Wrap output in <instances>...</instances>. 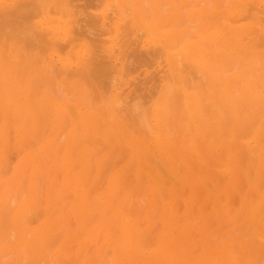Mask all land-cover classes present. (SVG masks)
<instances>
[{
    "label": "bare ground",
    "instance_id": "6f19581e",
    "mask_svg": "<svg viewBox=\"0 0 264 264\" xmlns=\"http://www.w3.org/2000/svg\"><path fill=\"white\" fill-rule=\"evenodd\" d=\"M26 254L264 264V0H0V264Z\"/></svg>",
    "mask_w": 264,
    "mask_h": 264
},
{
    "label": "rangeland",
    "instance_id": "374dc122",
    "mask_svg": "<svg viewBox=\"0 0 264 264\" xmlns=\"http://www.w3.org/2000/svg\"><path fill=\"white\" fill-rule=\"evenodd\" d=\"M20 136H21V135H20ZM8 150H9V142L6 143V144L4 145V151H5L7 154H8ZM45 170H46V168H45ZM51 171H52V170L50 169V171H48V172H49L48 174H50V177H53V178H50V177H48V178H50V180L53 181V180H54V177L57 176L58 178H56V179H59V181L61 182V179H62V178H61V174H60V172L57 171V172H59V174H58V173H55V175H54V172H56V171H53L52 173H50ZM46 173H47V170H46ZM46 173L44 172V173H42V174L45 175ZM57 174H58V175H57ZM46 178H47V177H46ZM96 178H97V177H95L94 179H96ZM42 179H43V178H42ZM47 180H48V179H47ZM57 182H58V180H57ZM43 188H44V187H43ZM43 188H42V189H43ZM42 189H40V190H42ZM43 191H44V189H43ZM41 193H42V191H41ZM134 199H135V197H134ZM135 200H136V199H135ZM132 201H133V200H132ZM132 201H130V202L132 203ZM137 201H138V200H137ZM133 203H134V201H133ZM133 203H132L130 206H132ZM135 204H137L136 201H135L134 206H133V208H135V211H133L134 209H133V210H130V211H131L130 213H132V215L135 214V212L137 211V207H138V206L136 207ZM138 204H139V202H138ZM138 204H137V205H138ZM138 208H139V207H138ZM130 209H131V208H130ZM136 213H138V212H136ZM41 214L43 215L44 213H41ZM41 214H40V215H41ZM35 215H36V214H35ZM40 215H39V216H40ZM39 216H38V217H39ZM36 217H37V216H36ZM36 217H35V218H36ZM38 217H37V218H38ZM45 219H46V215H44V216H40L39 219H37V221H35L37 224L33 222L34 224H32V225H35V226H36V225H39V223L41 224ZM30 220H31V219H30ZM31 222H32V220H31ZM53 223H55V222H53ZM53 223H52V224H53ZM72 224H73V223H72ZM72 224H71V225H72ZM219 224H221V223H219ZM225 224H226V222L222 223V225H224V226H225ZM210 225H211V224L209 223V226H208L209 231L218 230V233H217V234H219V232H220V231H219V228H220L221 225L218 226V223H215V224H213V225H211V226H210ZM226 225H227V224H226ZM216 226H218V228H216ZM224 226H221V227H223V228H220V230L222 231L221 234H225V233H227L228 231H230V226H229V225H227V227H226V226L224 227ZM228 226H229V227H228ZM37 227H38V226H37ZM66 227H68V226H66ZM72 227H74V230H75V229H76V230L78 229V227H77V225H76L75 223H74V226H72ZM72 227L70 226V228H72ZM50 228H52V227H50ZM72 229H73V228H72ZM159 230H160V229H159ZM219 235H220V234H219ZM236 235H237V234H236ZM217 236H218V235H217ZM74 237H76V236H74ZM74 237H71V238H74ZM78 237H79V236H78ZM78 237H76L77 240H75L76 238H74V240H75V243H74L75 246H74V245L72 246V245L69 244V243L72 244V241H73V240L71 241V238H68V239H66V238H64V237L62 238V239H65V240H66V244H69V246L71 247V248H69V250L72 252V254H74V253L76 252L75 255H77V254L80 255V252H82V251L84 252V248H85V245L81 244V239H80L81 237H80L79 239H78ZM251 238H252V237H251ZM251 238L248 239L249 242H251ZM198 239H199V237H198ZM245 240H247V239H245ZM68 241H69V242H68ZM76 241H77V242H76ZM78 241H80V242H78ZM246 242H247V241H246ZM249 242H248V243H249ZM77 243H78V246H77ZM202 243H203V240H202ZM76 246H77V247H76ZM89 246H90V245H89ZM72 247H73V248H72ZM78 247H79V249H78ZM82 248H83V250L81 251ZM198 248H199V247H198ZM76 249H77V250H76ZM26 250H27V249L25 248V251H26ZM48 250H49V251H48ZM48 250L45 251V252H46V253L52 252L51 249H48ZM50 250H51V251H50ZM54 250H55V249H54ZM54 250H53V251H54ZM58 250H59V249H58ZM78 250H79V251H78ZM90 250H93V248H90ZM10 251H13V249L11 248ZM61 251H62V250H61ZM27 252H28V251H27ZM38 252H39V251H38ZM198 252H199V251H198ZM29 253H30V252H28V254H29ZM18 254H19V253H18ZM56 254H57V253H56ZM57 255H58V254H57ZM25 256H27V259L25 258L27 261H26V262L23 261V262H24L23 264H27L28 261L30 260V259H28L29 257H28L27 254H26ZM30 261H31V262L33 261V262H34V261H36V260H34V259L32 260V259H31ZM30 261H29V263H31ZM29 263H28V264H29Z\"/></svg>",
    "mask_w": 264,
    "mask_h": 264
},
{
    "label": "snow or ice",
    "instance_id": "6c2138e0",
    "mask_svg": "<svg viewBox=\"0 0 264 264\" xmlns=\"http://www.w3.org/2000/svg\"><path fill=\"white\" fill-rule=\"evenodd\" d=\"M32 28H38V25H33V26H31Z\"/></svg>",
    "mask_w": 264,
    "mask_h": 264
}]
</instances>
